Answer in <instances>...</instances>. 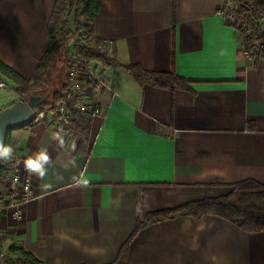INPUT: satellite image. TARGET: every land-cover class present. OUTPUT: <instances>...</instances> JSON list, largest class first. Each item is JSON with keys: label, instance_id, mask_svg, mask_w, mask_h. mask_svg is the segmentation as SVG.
Masks as SVG:
<instances>
[{"label": "crops", "instance_id": "1", "mask_svg": "<svg viewBox=\"0 0 264 264\" xmlns=\"http://www.w3.org/2000/svg\"><path fill=\"white\" fill-rule=\"evenodd\" d=\"M55 0H0V60L30 78L48 47ZM95 34L122 64L174 71L190 89L137 85L98 64L107 88L88 142L48 117L8 130L14 157L46 147L48 174L19 220L4 216L0 264L12 243L47 264H264V230L216 215H178L140 229L146 214L264 184V59L244 55L243 34L218 14L229 0H100ZM0 76V110L19 101ZM82 178L87 184L80 183ZM47 185V186H45Z\"/></svg>", "mask_w": 264, "mask_h": 264}, {"label": "trees", "instance_id": "2", "mask_svg": "<svg viewBox=\"0 0 264 264\" xmlns=\"http://www.w3.org/2000/svg\"><path fill=\"white\" fill-rule=\"evenodd\" d=\"M235 14V22L245 20L252 32V40L261 45L255 49L253 57L264 59V25L257 23L259 14H264V0H229ZM100 0H55L53 11L47 24L48 47L30 78H24L13 68L0 60V76L15 85L20 98L29 99L30 95L49 94L42 110L46 113L58 105H64L72 117V131L78 138L79 147L84 149L88 142L90 118L83 115L75 106V99L64 96L69 87L66 69L70 59L69 47L80 35H86L91 43L84 46L85 56L105 67L119 66L139 86L152 85L169 89H190V82L174 71L157 72L144 69L139 63L122 64L115 47L95 34V18L100 10ZM57 119V115H54ZM9 135L7 131L6 144ZM7 161H2L0 186L7 169ZM228 194L215 198L191 201L179 207L146 214L140 219L122 245L119 255L124 253L131 238L142 228L178 215L199 218L202 215H216L236 223L246 231L264 230V184L246 179L230 184ZM3 237H0V244ZM8 252L15 257L16 264H47L27 252L23 244L9 245Z\"/></svg>", "mask_w": 264, "mask_h": 264}, {"label": "built area", "instance_id": "3", "mask_svg": "<svg viewBox=\"0 0 264 264\" xmlns=\"http://www.w3.org/2000/svg\"><path fill=\"white\" fill-rule=\"evenodd\" d=\"M230 6H224L218 10V14L225 17L228 24L238 29L245 38L243 53L247 57H253L254 51L261 42L252 40V32L245 20L235 22V14ZM257 23L264 25V14H259ZM91 43L86 35H80L69 47L70 59L66 69L69 87L64 91V96L75 99V106L88 118L101 115L100 105L92 100L94 92H101L107 88L105 79L98 68V64L85 56L84 46ZM57 115V119H54ZM48 117L52 126L58 132L73 135L71 128L72 117L64 105H58L47 113L37 110L32 121L37 122ZM26 158L14 157L7 161V169L0 186V228L4 216L8 214L12 220H19L23 206L34 197V175L28 173L23 161Z\"/></svg>", "mask_w": 264, "mask_h": 264}, {"label": "water", "instance_id": "4", "mask_svg": "<svg viewBox=\"0 0 264 264\" xmlns=\"http://www.w3.org/2000/svg\"><path fill=\"white\" fill-rule=\"evenodd\" d=\"M49 94L30 95L28 100L20 98L0 110V141L6 143L7 131L14 126L32 121L35 112L46 104ZM2 161H0V170Z\"/></svg>", "mask_w": 264, "mask_h": 264}, {"label": "clouds", "instance_id": "5", "mask_svg": "<svg viewBox=\"0 0 264 264\" xmlns=\"http://www.w3.org/2000/svg\"><path fill=\"white\" fill-rule=\"evenodd\" d=\"M14 158L13 147L10 144H6L0 141V161H10ZM48 150L46 147L41 148L40 151L29 155L24 161L23 166L25 170L30 174H35L39 178H44L48 174V162H49ZM87 179L82 178L80 183L82 185L87 184ZM47 186V185H45Z\"/></svg>", "mask_w": 264, "mask_h": 264}, {"label": "rangeland", "instance_id": "6", "mask_svg": "<svg viewBox=\"0 0 264 264\" xmlns=\"http://www.w3.org/2000/svg\"><path fill=\"white\" fill-rule=\"evenodd\" d=\"M4 108V106L1 108V109H3ZM42 109V107L40 108V109H38V110H41ZM29 122V121H28Z\"/></svg>", "mask_w": 264, "mask_h": 264}]
</instances>
